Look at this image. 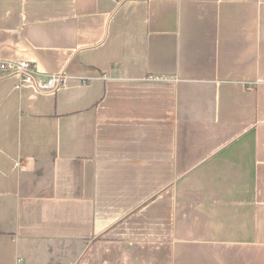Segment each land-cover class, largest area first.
I'll use <instances>...</instances> for the list:
<instances>
[{"label":"crops","instance_id":"crops-1","mask_svg":"<svg viewBox=\"0 0 264 264\" xmlns=\"http://www.w3.org/2000/svg\"><path fill=\"white\" fill-rule=\"evenodd\" d=\"M0 59L68 76H0V264H264V0H0Z\"/></svg>","mask_w":264,"mask_h":264},{"label":"built area","instance_id":"built-area-1","mask_svg":"<svg viewBox=\"0 0 264 264\" xmlns=\"http://www.w3.org/2000/svg\"><path fill=\"white\" fill-rule=\"evenodd\" d=\"M0 76H17L22 86H33L39 92H54L62 87L68 76L61 73L49 74L45 80L40 78V72L33 63L27 61H8L0 59ZM150 79L159 80L157 77ZM81 84H87V78L79 79Z\"/></svg>","mask_w":264,"mask_h":264}]
</instances>
